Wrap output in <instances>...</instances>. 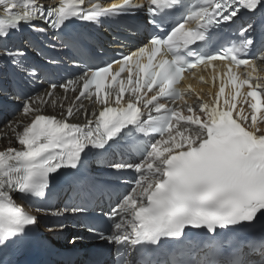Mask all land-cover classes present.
<instances>
[{
	"label": "snow or ice",
	"instance_id": "6c2138e0",
	"mask_svg": "<svg viewBox=\"0 0 264 264\" xmlns=\"http://www.w3.org/2000/svg\"><path fill=\"white\" fill-rule=\"evenodd\" d=\"M140 14L153 31L134 51L17 96L28 122L9 121L20 147L0 150V248L38 222L13 194L46 198L61 169L76 170L75 182H96L83 170L93 156L109 171L135 173L105 213L108 227L89 228L112 246L115 264H264V236H217L264 216V0H0V40L22 26L58 33L75 19L98 24ZM238 20L225 39L222 29ZM24 55L0 51L34 79ZM189 230L210 234L202 248L184 241ZM165 241L175 247L163 248Z\"/></svg>",
	"mask_w": 264,
	"mask_h": 264
},
{
	"label": "bare ground",
	"instance_id": "6f19581e",
	"mask_svg": "<svg viewBox=\"0 0 264 264\" xmlns=\"http://www.w3.org/2000/svg\"><path fill=\"white\" fill-rule=\"evenodd\" d=\"M48 108L52 109L51 107H48ZM56 109H59V107L57 106ZM18 119H22L25 122L28 118L20 116ZM13 121H15V119ZM7 124L8 123L0 127V149L10 146L8 145L10 143H17L11 129L6 127ZM17 130H20V129H17Z\"/></svg>",
	"mask_w": 264,
	"mask_h": 264
}]
</instances>
